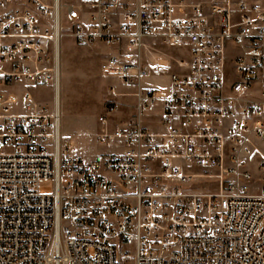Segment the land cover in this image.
<instances>
[{
	"label": "built area",
	"instance_id": "built-area-1",
	"mask_svg": "<svg viewBox=\"0 0 264 264\" xmlns=\"http://www.w3.org/2000/svg\"><path fill=\"white\" fill-rule=\"evenodd\" d=\"M6 6L0 264H264V192L238 182L251 179L247 164L264 175L255 144L264 143V1L0 0ZM63 14L75 43L112 50L100 73L117 82L97 137L113 150L90 159L61 146L55 104L7 90L55 87ZM155 66L172 69L167 92L142 86ZM120 96H133L136 111L109 129ZM201 177L217 189L197 188ZM47 181L53 191L42 193Z\"/></svg>",
	"mask_w": 264,
	"mask_h": 264
},
{
	"label": "rangeland",
	"instance_id": "rangeland-1",
	"mask_svg": "<svg viewBox=\"0 0 264 264\" xmlns=\"http://www.w3.org/2000/svg\"><path fill=\"white\" fill-rule=\"evenodd\" d=\"M64 1L76 2V0ZM61 24L65 33L60 37L59 47L60 143L62 147L69 146L72 152L90 159L100 152L113 150L111 147L100 145L97 137V134L103 129V125L98 122V117L106 111L107 86L111 81L117 82L103 77L100 73V63L112 53V50L102 44L82 46L75 43L67 32L69 22L64 14ZM159 49L160 52L167 55H178L181 52V49L171 46H159ZM160 56L165 57L162 54ZM171 71V68L164 66L151 67V75L143 80L142 86L155 87L160 91L167 92ZM121 88L123 89V87ZM25 89L30 90L39 102L53 107L55 102L52 83L28 86L22 84L18 92L22 93ZM116 100V107L108 116L109 129L113 127L112 121H125L131 117L132 110H134L132 108L135 102L133 96L117 97ZM255 144L264 155V143L255 140ZM246 167L252 174L251 179L239 178L238 182L243 183L249 193L264 192V175L261 170L248 164ZM192 171L202 173L204 169L195 167L192 168ZM217 183V179L207 177L197 178L195 181L197 188L209 191H215L218 187ZM40 191L51 193L53 191L52 182L47 181L42 184ZM129 252H135L133 245L129 248Z\"/></svg>",
	"mask_w": 264,
	"mask_h": 264
},
{
	"label": "crops",
	"instance_id": "crops-1",
	"mask_svg": "<svg viewBox=\"0 0 264 264\" xmlns=\"http://www.w3.org/2000/svg\"><path fill=\"white\" fill-rule=\"evenodd\" d=\"M10 8H11L10 6H6V7L1 8V9H0V16H1L5 11L9 10ZM65 17H66V16H65ZM66 19H67V18H66ZM67 20H68V19H67ZM22 84H25L26 86L30 85V84H26V83L22 82V83H19V84H17V85H13V86H11L10 88H7V90H13V91H15V92H18ZM17 87H18V88H17ZM25 90H28V89H25ZM25 90H24V91H25ZM28 91H30V90H28ZM30 92H31V91H30ZM31 93H32V92H31ZM18 94L21 95L20 92H18ZM121 97H127V96H120L119 98H121ZM127 105H128V104H127ZM127 107H128V106H127ZM132 108H133L134 110H132V114H131V116H132V115L135 113V111H136V101L133 103ZM119 122H123V120L112 121V126H113L112 128H114L115 125L118 124ZM112 128H111V129H112Z\"/></svg>",
	"mask_w": 264,
	"mask_h": 264
},
{
	"label": "bare ground",
	"instance_id": "bare-ground-1",
	"mask_svg": "<svg viewBox=\"0 0 264 264\" xmlns=\"http://www.w3.org/2000/svg\"><path fill=\"white\" fill-rule=\"evenodd\" d=\"M59 51H60V49H59ZM59 59H60V56L58 57V65H59ZM58 71H59V73H58L59 77H58V80H57L55 87H54V102H55L54 104L56 107V112L59 116V111H60L59 110V108H60V70H59V66H58ZM59 131H60V120H59Z\"/></svg>",
	"mask_w": 264,
	"mask_h": 264
}]
</instances>
